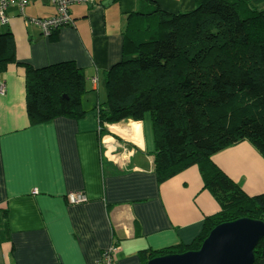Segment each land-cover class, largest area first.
<instances>
[{
	"label": "crops",
	"instance_id": "1",
	"mask_svg": "<svg viewBox=\"0 0 264 264\" xmlns=\"http://www.w3.org/2000/svg\"><path fill=\"white\" fill-rule=\"evenodd\" d=\"M155 1L173 14L196 7V0ZM139 2L73 5V26L50 37L26 20L54 17L51 3L33 1L23 11L13 4L0 35L10 32L17 60L35 68L75 62L86 77L84 104L93 109L105 100V72L122 60L127 16ZM26 123L24 69L13 67L0 75V264H99L112 245L119 248L115 264H139L143 250L190 243L220 211L196 166L159 184L150 127L145 134L142 123L105 124L119 139L101 136L96 112L20 131ZM135 124L139 143L122 134ZM243 144L213 161L248 195H260L264 160ZM74 194L87 201L71 204Z\"/></svg>",
	"mask_w": 264,
	"mask_h": 264
},
{
	"label": "trees",
	"instance_id": "2",
	"mask_svg": "<svg viewBox=\"0 0 264 264\" xmlns=\"http://www.w3.org/2000/svg\"><path fill=\"white\" fill-rule=\"evenodd\" d=\"M139 3L127 16L122 60L105 72L106 96L97 107L84 104L89 91L75 62H20L10 32L0 35V75L24 69L27 123L20 131L58 119L82 122L96 112L101 136L119 139L105 124L139 122L145 134L150 127L159 184L198 167L220 211L192 242L143 250L139 264H147L200 250L221 224L264 222V194L248 195L213 161L245 142L264 157V0H196L193 11L179 14L155 0ZM254 253V264L264 262V238Z\"/></svg>",
	"mask_w": 264,
	"mask_h": 264
},
{
	"label": "water",
	"instance_id": "3",
	"mask_svg": "<svg viewBox=\"0 0 264 264\" xmlns=\"http://www.w3.org/2000/svg\"><path fill=\"white\" fill-rule=\"evenodd\" d=\"M264 238V222L241 218L217 226L198 251L172 254L147 264H254V250Z\"/></svg>",
	"mask_w": 264,
	"mask_h": 264
},
{
	"label": "built area",
	"instance_id": "4",
	"mask_svg": "<svg viewBox=\"0 0 264 264\" xmlns=\"http://www.w3.org/2000/svg\"><path fill=\"white\" fill-rule=\"evenodd\" d=\"M37 0H0V23L5 25L7 23V10L13 4H17L23 11L31 2ZM51 3L56 9V15L49 19H27V25L35 24L41 28L42 34L45 37L60 30L64 27H71L74 24V19L70 13V7L76 4H93L94 0H40ZM98 82V79L95 80ZM33 194H37L35 190ZM69 202L71 204H81L87 201V198L82 194H74L69 196ZM119 251L118 246L112 245L105 250L101 256L99 264H115V257Z\"/></svg>",
	"mask_w": 264,
	"mask_h": 264
},
{
	"label": "bare ground",
	"instance_id": "5",
	"mask_svg": "<svg viewBox=\"0 0 264 264\" xmlns=\"http://www.w3.org/2000/svg\"><path fill=\"white\" fill-rule=\"evenodd\" d=\"M111 130L115 131V132H119V127L117 126H111L110 127ZM122 134L128 135L132 138L133 141L139 143L140 141V129L138 127V124H135L132 128L127 129L125 131L122 132Z\"/></svg>",
	"mask_w": 264,
	"mask_h": 264
},
{
	"label": "rangeland",
	"instance_id": "6",
	"mask_svg": "<svg viewBox=\"0 0 264 264\" xmlns=\"http://www.w3.org/2000/svg\"><path fill=\"white\" fill-rule=\"evenodd\" d=\"M44 2H46V1H44ZM90 87H91V86H90V84H89V85H88V88L90 89ZM105 90H106V89H105ZM92 108H93V107H92ZM125 122H127V121H124V122H123V123H124L123 125H126ZM246 144H249V145L254 149V147H253L249 142L244 143V144L242 145V147L245 146ZM257 152H258V151H257ZM258 153H259V152H258ZM259 154H260V153H259ZM260 155H261V154H260ZM262 158H263V160H264V157H262ZM248 162H249L250 164H253V162H252L251 159H249ZM240 187H241V186H240ZM241 188H242V187H241ZM262 194H264V193H261L260 195H262ZM192 241H193V240H192ZM192 241H191V242H192ZM175 246H177V245H174V247H175Z\"/></svg>",
	"mask_w": 264,
	"mask_h": 264
}]
</instances>
